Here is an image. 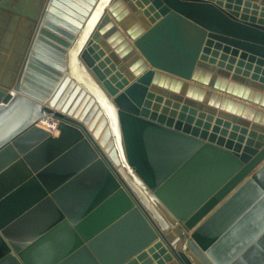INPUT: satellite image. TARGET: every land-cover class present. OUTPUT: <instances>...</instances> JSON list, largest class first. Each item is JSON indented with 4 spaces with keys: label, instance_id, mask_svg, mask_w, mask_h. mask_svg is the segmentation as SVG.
Wrapping results in <instances>:
<instances>
[{
    "label": "water",
    "instance_id": "95a60500",
    "mask_svg": "<svg viewBox=\"0 0 264 264\" xmlns=\"http://www.w3.org/2000/svg\"><path fill=\"white\" fill-rule=\"evenodd\" d=\"M0 264H264V0H0Z\"/></svg>",
    "mask_w": 264,
    "mask_h": 264
},
{
    "label": "bare ground",
    "instance_id": "6f19581e",
    "mask_svg": "<svg viewBox=\"0 0 264 264\" xmlns=\"http://www.w3.org/2000/svg\"><path fill=\"white\" fill-rule=\"evenodd\" d=\"M8 51L9 49L7 50V53L4 56V61L1 63V71L3 70V65L8 57ZM52 122L55 123L53 134H56L57 133L56 125H57L58 120L55 119L51 114H47L44 118H41L38 122V125L41 127L47 128L49 126V123H52Z\"/></svg>",
    "mask_w": 264,
    "mask_h": 264
},
{
    "label": "built area",
    "instance_id": "2783aa9c",
    "mask_svg": "<svg viewBox=\"0 0 264 264\" xmlns=\"http://www.w3.org/2000/svg\"><path fill=\"white\" fill-rule=\"evenodd\" d=\"M54 128H55V123L52 122V123H49V126L46 129L53 133Z\"/></svg>",
    "mask_w": 264,
    "mask_h": 264
},
{
    "label": "crops",
    "instance_id": "0c3cea01",
    "mask_svg": "<svg viewBox=\"0 0 264 264\" xmlns=\"http://www.w3.org/2000/svg\"><path fill=\"white\" fill-rule=\"evenodd\" d=\"M210 67H214L215 69H218L217 67H216V65H214V64H212V65H210ZM3 68H4V65H3ZM220 69H222V68H220ZM229 73H232V71H230ZM245 79H248V78H245ZM182 97H185V95H182ZM249 104V103H248ZM249 105H252V104H249ZM255 107H257V106H255ZM217 109V111H218V108H216ZM252 119H249V121H251ZM154 262V261H153Z\"/></svg>",
    "mask_w": 264,
    "mask_h": 264
}]
</instances>
